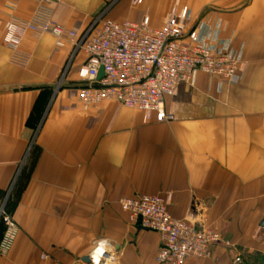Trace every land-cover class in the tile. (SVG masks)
<instances>
[{
	"label": "crops",
	"instance_id": "crops-1",
	"mask_svg": "<svg viewBox=\"0 0 264 264\" xmlns=\"http://www.w3.org/2000/svg\"><path fill=\"white\" fill-rule=\"evenodd\" d=\"M176 1L50 7L66 30L144 15L161 28ZM179 1L192 23L207 12L210 26L220 24L243 70L237 84L198 73L178 85L165 99L172 119L157 122L115 101L83 104L87 56L72 43L57 48L50 34H28L30 59L13 63L5 23L31 21L40 0H0V201L14 202L20 227L0 264H92L102 242L113 264H157L160 234L131 224L121 207L142 194L167 198L175 219L222 234L211 257L186 264H264V0Z\"/></svg>",
	"mask_w": 264,
	"mask_h": 264
},
{
	"label": "built area",
	"instance_id": "built-area-1",
	"mask_svg": "<svg viewBox=\"0 0 264 264\" xmlns=\"http://www.w3.org/2000/svg\"><path fill=\"white\" fill-rule=\"evenodd\" d=\"M142 3L134 0L133 5ZM50 4L51 0H40L31 21L8 20L4 44L13 50V63L20 66L30 59V54L22 50L28 34L36 38L50 34L57 48L72 43L82 50L87 60L79 72V94L86 106L115 101L142 111L146 120L155 116L157 122H164L172 119L165 110V99L178 85L192 83L198 73L230 84L240 80L243 63L232 43L222 38L220 24L210 26L205 19L207 12L192 23L190 10L179 0L161 28L152 27L147 15L139 22H117L101 16L82 31L66 30L55 23ZM168 206L169 200L160 195H136L121 202L131 224L160 234L157 264H186L191 259L211 257L213 247L223 241L222 234L213 227L175 219ZM1 225L0 258L11 252L20 234L5 201H0ZM105 247L106 242H102L92 252V264H113L114 258Z\"/></svg>",
	"mask_w": 264,
	"mask_h": 264
},
{
	"label": "rangeland",
	"instance_id": "rangeland-1",
	"mask_svg": "<svg viewBox=\"0 0 264 264\" xmlns=\"http://www.w3.org/2000/svg\"><path fill=\"white\" fill-rule=\"evenodd\" d=\"M2 202H4V201H2ZM5 203H6V207L8 208L9 213L13 216L14 215V202L11 200L9 202V200L7 199V201H5Z\"/></svg>",
	"mask_w": 264,
	"mask_h": 264
},
{
	"label": "water",
	"instance_id": "water-1",
	"mask_svg": "<svg viewBox=\"0 0 264 264\" xmlns=\"http://www.w3.org/2000/svg\"><path fill=\"white\" fill-rule=\"evenodd\" d=\"M103 76H104V71H103V70H101V71H100L99 78H100V79H102V78H103ZM141 228H142V227H141ZM86 261L90 262V259H87Z\"/></svg>",
	"mask_w": 264,
	"mask_h": 264
},
{
	"label": "bare ground",
	"instance_id": "bare-ground-1",
	"mask_svg": "<svg viewBox=\"0 0 264 264\" xmlns=\"http://www.w3.org/2000/svg\"><path fill=\"white\" fill-rule=\"evenodd\" d=\"M96 259H97V260L100 259V253H99V252L96 253Z\"/></svg>",
	"mask_w": 264,
	"mask_h": 264
},
{
	"label": "trees",
	"instance_id": "trees-1",
	"mask_svg": "<svg viewBox=\"0 0 264 264\" xmlns=\"http://www.w3.org/2000/svg\"><path fill=\"white\" fill-rule=\"evenodd\" d=\"M7 211H8V208L6 207ZM9 212V211H8Z\"/></svg>",
	"mask_w": 264,
	"mask_h": 264
}]
</instances>
